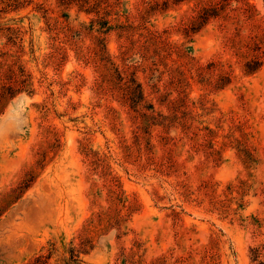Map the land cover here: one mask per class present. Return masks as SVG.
Listing matches in <instances>:
<instances>
[{"label": "rangeland", "instance_id": "374dc122", "mask_svg": "<svg viewBox=\"0 0 264 264\" xmlns=\"http://www.w3.org/2000/svg\"><path fill=\"white\" fill-rule=\"evenodd\" d=\"M0 264H264V0H0Z\"/></svg>", "mask_w": 264, "mask_h": 264}]
</instances>
